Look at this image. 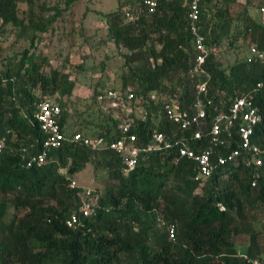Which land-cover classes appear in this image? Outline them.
Wrapping results in <instances>:
<instances>
[{
  "label": "trees",
  "instance_id": "16d2710c",
  "mask_svg": "<svg viewBox=\"0 0 264 264\" xmlns=\"http://www.w3.org/2000/svg\"><path fill=\"white\" fill-rule=\"evenodd\" d=\"M19 1L26 7L22 17ZM59 1L64 9L46 8L54 11L46 17L36 12L35 0H0V138H5L0 152V264H263L261 232L254 230L246 212L264 213V166H228L195 182L194 164L177 158L174 149L142 153L154 131H162L168 140L183 134L165 117L163 106L188 108L196 95L187 73L194 56L188 0H155L152 13L142 0H123L104 15L107 40L124 60L120 85L106 88H131L135 95L133 102L122 99L114 107L97 101L106 88L93 89L82 105L79 98L71 101L75 82L70 75L81 65H70L66 72L64 56L52 68L50 56L38 46L55 30L64 35V24L73 21L71 12L67 20L63 14L80 0ZM244 1L241 27L229 45L248 38L246 51L250 45L263 50L264 25L247 12L259 0ZM236 4L238 0H201V18L209 24L203 31L208 46L219 48L229 31L223 17ZM73 32L72 25L67 37ZM10 38V46L3 47ZM21 41L29 47L12 53ZM217 57L211 54L207 60L208 98L229 103L251 96L261 115L251 142L264 151V86L256 87L264 83V62L248 63L244 56L225 66ZM44 98H54L60 106L59 122L67 139L49 151L43 165L27 168L29 158L42 151L45 136L35 114ZM129 118L139 155L134 169L124 172L121 157L108 145L120 138L118 127ZM76 133L103 138L105 146L93 149L73 141ZM236 148V141L227 140L222 152ZM88 166L104 172L108 185L95 190L97 207L83 217L78 198L82 187L71 189L70 184ZM72 214L79 218L76 228L66 225ZM168 223L176 226L174 241L168 238ZM261 228L264 232V221ZM246 233L248 244L239 248L234 239Z\"/></svg>",
  "mask_w": 264,
  "mask_h": 264
},
{
  "label": "built area",
  "instance_id": "2783aa9c",
  "mask_svg": "<svg viewBox=\"0 0 264 264\" xmlns=\"http://www.w3.org/2000/svg\"><path fill=\"white\" fill-rule=\"evenodd\" d=\"M200 5L201 0H188L187 29L192 37L194 56L187 73L194 81L195 98L188 108L181 109L177 103L163 106L165 117L176 122L183 134L177 139L168 140L162 131H154L142 149L143 154L156 150L174 149L177 158H185L194 164L195 182L205 181L212 176L215 170L220 169L221 171L228 166L243 165L252 166V168L264 166L262 157L264 151L251 142L254 129L261 121V115L253 98L251 96L239 97L229 103L214 102L208 98V85L211 77L207 68V60L211 54L218 53V48L216 45L210 47L206 44V36L203 31L209 27V24L205 25L201 18ZM142 6L148 13H152L156 2L155 0H142ZM125 16L127 19L131 18L130 13H126ZM245 60L248 63H263L264 49L261 50L250 45L246 51ZM263 86V82L256 85L257 88ZM122 99H125L127 103L133 102L135 100L134 90L131 88L121 89L118 86L109 87L97 96V101L100 104L107 102L112 107L117 106ZM130 110L132 109L129 108L126 112H130ZM60 115V106L49 98L41 99L37 104L35 118L45 138L42 151L29 158L26 163L27 168L43 165L47 161L49 151L66 141L67 136L63 134L59 122ZM132 127V119L125 120L118 127L120 138L108 145L110 150L121 157L124 172L134 169L139 155L138 149L133 145L136 143L137 137L130 131ZM70 138L93 149L105 146L103 138L85 137L81 133L71 135ZM227 140L236 141L238 148L222 152V149L226 148ZM4 146L5 138H0V152ZM255 185L256 181L251 183L252 187ZM75 187L76 182L73 181L70 188L74 189ZM78 198L81 203L79 212L82 216L93 215L99 194H95V190L82 187V192H78ZM78 224L79 218L75 214H72L66 222L69 228H76ZM165 228L169 240L174 241L176 226L173 223H168ZM251 264L261 263L254 260Z\"/></svg>",
  "mask_w": 264,
  "mask_h": 264
},
{
  "label": "rangeland",
  "instance_id": "374dc122",
  "mask_svg": "<svg viewBox=\"0 0 264 264\" xmlns=\"http://www.w3.org/2000/svg\"><path fill=\"white\" fill-rule=\"evenodd\" d=\"M118 1L123 0H80L72 8L65 11L63 18L67 20L72 13L73 21L71 23L64 22L63 32L58 34L55 30L49 37H45L38 44L44 54L50 56V63L52 68H57L62 64L64 56L68 57L66 72H70V65L75 67L81 65V70L71 73L70 79L75 82L71 101L76 102L79 98L78 104H84L89 100L93 89H104L111 84L120 85L118 76L123 65V57L121 51L117 50L115 46L107 40L104 32V15L110 12ZM136 0H131L135 2ZM35 10L38 14L42 13L48 17L54 14V11H46V8L57 6L64 9V3L59 0H35ZM244 0H238V4L233 6L230 14L223 17V21L229 22V31L227 36L221 39L219 43V53L217 60L224 62L225 66L233 64L246 55L247 41L243 38L233 40L232 47L229 42L232 35L241 27V17L243 14ZM44 8H41V6ZM20 16L26 10L25 4L18 3ZM250 17L258 24L264 25V0H259L254 6L247 10ZM74 27V32L68 36L69 27ZM243 26V25H242ZM66 34V36H65ZM61 36V40L59 37ZM12 38L8 39L3 47L10 46ZM29 47L26 41L19 42L12 53L20 52ZM61 53L59 56L58 54ZM5 54V53H4ZM51 100L55 101L54 98ZM104 107L109 103L104 102ZM102 104V105H103ZM128 110V108L126 109ZM77 185L91 190L104 191L108 185L106 174L99 170L95 171L92 166H88L86 170L72 176ZM247 220L253 224L254 230L261 232L258 237V243L261 246V251L264 254V232L261 231V224L264 221V213L260 211L249 209L246 212ZM234 242L239 248H243L248 244V234H242L234 239ZM264 262V261H263Z\"/></svg>",
  "mask_w": 264,
  "mask_h": 264
}]
</instances>
